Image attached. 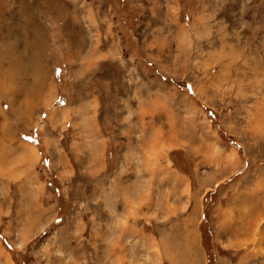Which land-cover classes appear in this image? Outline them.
I'll list each match as a JSON object with an SVG mask.
<instances>
[{
    "label": "rangeland",
    "instance_id": "1",
    "mask_svg": "<svg viewBox=\"0 0 264 264\" xmlns=\"http://www.w3.org/2000/svg\"><path fill=\"white\" fill-rule=\"evenodd\" d=\"M0 116V264H264V0H0Z\"/></svg>",
    "mask_w": 264,
    "mask_h": 264
},
{
    "label": "bare ground",
    "instance_id": "2",
    "mask_svg": "<svg viewBox=\"0 0 264 264\" xmlns=\"http://www.w3.org/2000/svg\"><path fill=\"white\" fill-rule=\"evenodd\" d=\"M1 117V116H0ZM1 123H0V134L3 135L4 138H9V128L7 126V123L5 122V119L1 117Z\"/></svg>",
    "mask_w": 264,
    "mask_h": 264
},
{
    "label": "trees",
    "instance_id": "3",
    "mask_svg": "<svg viewBox=\"0 0 264 264\" xmlns=\"http://www.w3.org/2000/svg\"><path fill=\"white\" fill-rule=\"evenodd\" d=\"M39 145H37L38 146V148H40V143H38ZM40 150V149H39Z\"/></svg>",
    "mask_w": 264,
    "mask_h": 264
},
{
    "label": "crops",
    "instance_id": "4",
    "mask_svg": "<svg viewBox=\"0 0 264 264\" xmlns=\"http://www.w3.org/2000/svg\"><path fill=\"white\" fill-rule=\"evenodd\" d=\"M25 92V91H24Z\"/></svg>",
    "mask_w": 264,
    "mask_h": 264
}]
</instances>
